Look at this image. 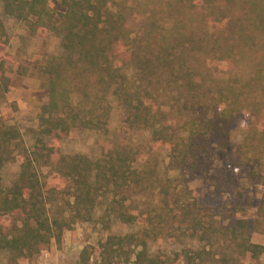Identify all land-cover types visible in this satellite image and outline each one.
<instances>
[{
    "label": "trees",
    "instance_id": "16d2710c",
    "mask_svg": "<svg viewBox=\"0 0 264 264\" xmlns=\"http://www.w3.org/2000/svg\"><path fill=\"white\" fill-rule=\"evenodd\" d=\"M56 1L61 8L51 0H0L5 14L31 35L55 34L62 47L43 69L47 102L32 148L0 117V250L27 259L53 240L61 245L65 231L79 222L99 220L109 230L114 221L134 224L139 214L130 210V199L152 194L148 226L110 233L101 243L100 264L133 256L136 264H238L248 254L264 255L241 205L233 202L224 224L203 212L185 184L187 176L209 173L224 157L237 172L229 171L225 186L234 189L241 179L264 184V130L252 124L264 117V63L256 60L264 55V0ZM138 15L144 16L139 28ZM7 36L0 17V50ZM1 56L3 99L11 78ZM248 58L255 62L251 73L242 71ZM113 101L130 129L150 132L148 151L105 139L96 158L64 153L61 141L75 128L108 133ZM242 126L247 131L234 146ZM161 152L169 156L163 172L156 157ZM18 158V175L5 181L3 169ZM42 167L49 168V182ZM165 224L171 236L188 234L204 245L172 255L152 251ZM263 224L260 204L254 228ZM92 254L86 246L80 264H90Z\"/></svg>",
    "mask_w": 264,
    "mask_h": 264
},
{
    "label": "rangeland",
    "instance_id": "374dc122",
    "mask_svg": "<svg viewBox=\"0 0 264 264\" xmlns=\"http://www.w3.org/2000/svg\"><path fill=\"white\" fill-rule=\"evenodd\" d=\"M51 5L61 8L56 0H51ZM0 17L5 24L9 40L3 50H0V56L3 55L6 69H8L6 73L11 78L8 92L3 99L0 98V117L8 123L16 125L21 130L27 147L32 148L36 142V131L39 129L41 107L47 102V76L43 69L49 57L62 51L60 38L52 33L31 35L23 23L15 17L5 14L1 3ZM136 21V27L139 28L144 21V16L138 15ZM260 59L264 63V55H259L256 60ZM243 64L242 71L244 70L246 73L253 71L254 60L248 58ZM239 72L241 73V70ZM123 117L122 107L118 102L113 101L108 133L81 127L75 128L61 141L62 151L67 154L83 153L96 158L102 151L100 141L106 139L118 144H130L146 153L153 143L150 132L145 129H130L124 123ZM252 124L258 129L264 130V117H254ZM246 129L242 126L234 132L232 137L234 146L240 143ZM157 156L160 161V169L163 172L169 163V156L165 152H161ZM20 162L21 159L18 158L3 169L2 174L5 181L10 182L16 178ZM229 171L237 173L232 164H229L227 158L224 157L216 162L213 170L209 173L194 178L187 176L185 184L193 190V195L197 197L203 212L213 214L224 224H228L231 218L233 202L241 205V213L249 219L248 233L252 241L264 244V224L261 230L254 228L257 209L260 204H264V184L241 179L238 187L232 189L225 186L231 177ZM262 172L264 173V165ZM171 175H175V173L171 172ZM42 177L48 182L51 180L48 167H42ZM133 199L134 202H132L130 210L139 214V218L134 224L114 221L109 230L99 220L79 222L74 229L65 231L61 245L53 240L49 246L32 258L14 260L11 253L0 250V264H80V255L86 246L93 248L90 264H100L101 243L107 239L110 233L124 235L148 226L146 217L149 215L148 213H153L151 202L155 203L156 200L152 194L134 196L130 200ZM130 203L131 201L128 202V204ZM143 211L145 213H142ZM100 214L99 210L97 215ZM174 225L178 226V223L176 222ZM170 228L169 224L164 225L158 240L150 244L152 251H162L172 255L186 247L199 248L204 245V242L200 243L188 234L181 235L180 238L171 236ZM167 230L169 231L167 232ZM134 259L133 256L129 262L118 261L115 264H136ZM251 263L264 264V255L259 259H253L248 254L238 262V264Z\"/></svg>",
    "mask_w": 264,
    "mask_h": 264
}]
</instances>
